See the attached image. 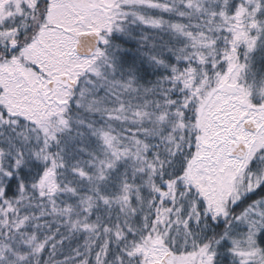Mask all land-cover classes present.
Instances as JSON below:
<instances>
[{"label": "snow or ice", "instance_id": "1", "mask_svg": "<svg viewBox=\"0 0 264 264\" xmlns=\"http://www.w3.org/2000/svg\"><path fill=\"white\" fill-rule=\"evenodd\" d=\"M0 264H264V0H0Z\"/></svg>", "mask_w": 264, "mask_h": 264}]
</instances>
